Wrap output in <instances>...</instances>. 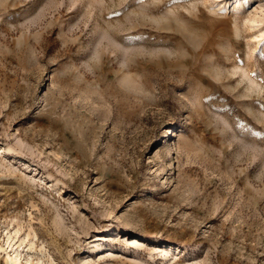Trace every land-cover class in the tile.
Wrapping results in <instances>:
<instances>
[{
	"label": "rangeland",
	"instance_id": "rangeland-1",
	"mask_svg": "<svg viewBox=\"0 0 264 264\" xmlns=\"http://www.w3.org/2000/svg\"><path fill=\"white\" fill-rule=\"evenodd\" d=\"M0 246L264 264V0H0Z\"/></svg>",
	"mask_w": 264,
	"mask_h": 264
},
{
	"label": "bare ground",
	"instance_id": "bare-ground-1",
	"mask_svg": "<svg viewBox=\"0 0 264 264\" xmlns=\"http://www.w3.org/2000/svg\"><path fill=\"white\" fill-rule=\"evenodd\" d=\"M235 1H238V0H235ZM244 2H247L248 0H243ZM253 21V20H252ZM252 21H251V23H252ZM250 25V24H249ZM252 25L254 26V25H257V24H253L252 23ZM260 34H262V33H260ZM0 249H2V247L0 246ZM4 259H5V261H6V264H21L20 263V259H19V257L17 256V254L16 253H14V254H10V253H6V255H5V257H4Z\"/></svg>",
	"mask_w": 264,
	"mask_h": 264
}]
</instances>
